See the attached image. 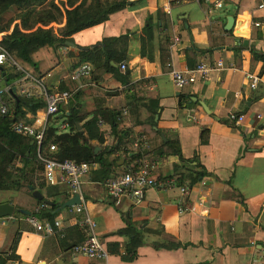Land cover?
<instances>
[{
  "label": "crops",
  "instance_id": "1",
  "mask_svg": "<svg viewBox=\"0 0 264 264\" xmlns=\"http://www.w3.org/2000/svg\"><path fill=\"white\" fill-rule=\"evenodd\" d=\"M148 16L154 25L150 61L139 57L140 30ZM227 17L235 22L228 32L224 31ZM123 34L128 37L124 62L128 84H122L112 73L94 71L89 64L78 63L77 48ZM70 39L72 47L65 45L56 51L47 46L39 48L32 54V65L17 61L19 67L33 77L47 76L46 89L54 92L73 89L75 84L67 75L82 64L88 65L90 73L80 81L83 87L70 97L63 111L70 108L85 121L104 111L117 113L126 109V115L117 122L118 128L131 141L129 150L139 153L137 161L152 164L155 178H165L177 164L175 156L157 155L164 137L177 140L180 159H194L198 171L208 176L185 196L176 188L149 189L140 204L132 206L123 200L114 208L102 183L90 180V172L98 168L94 164L82 180L84 211L80 214L71 207L61 208L70 198L64 183L50 185L41 178L32 190L42 200L58 206L51 222H58L59 228L52 236H45L26 223V216L13 212L10 218L0 219V254H8L13 247V264H264V69L261 72L262 63L249 53V48L264 53V0H223L220 9H208L198 0H142ZM234 47L238 49L232 51ZM202 60H219L222 68L176 90L171 72L193 68ZM117 71L124 73L119 68ZM245 74L259 77L255 89H248ZM154 104L158 108L153 116L156 127H150L148 120ZM228 113L243 115L242 123L233 127L226 119ZM46 118L38 110L28 117L27 124L42 130ZM96 118L97 130L104 140L102 146H109L113 136L105 116ZM80 127L81 123L77 124L76 130ZM201 129L207 131L204 145L199 143ZM58 130L65 132V124H58ZM155 130L161 133L157 135ZM140 136L145 139V147L137 151L131 145ZM124 167L127 164L116 173H122ZM15 199L17 203H4L28 213L38 202L31 194L17 193ZM179 204L193 210L178 214ZM123 213L143 229L148 243L169 240L190 246L173 251L143 246L137 249L133 262H121L117 256L108 255L105 246L123 244V238L113 235L123 227ZM86 214L94 223V234L107 254L106 260L70 254V248L84 240L80 221ZM38 219L48 221L46 214Z\"/></svg>",
  "mask_w": 264,
  "mask_h": 264
},
{
  "label": "trees",
  "instance_id": "2",
  "mask_svg": "<svg viewBox=\"0 0 264 264\" xmlns=\"http://www.w3.org/2000/svg\"><path fill=\"white\" fill-rule=\"evenodd\" d=\"M141 1L67 0L64 8H59L53 3V0H0V34L3 35L0 40V48L15 61L33 64L32 54L39 48L47 46L56 51L58 48L65 47L66 42H71L72 35L100 25L107 21L110 15ZM198 2L202 3V0H198ZM207 7L211 9L212 5L207 4ZM9 14L11 15L8 16ZM61 23L62 26L55 35L49 26ZM153 29L154 25L148 16L139 35V57H145L148 61L152 59ZM127 41V34H123L103 38L94 46L77 48L78 63H87L94 71L102 70V72L112 73L121 80L122 84H128L127 71L123 74H119L117 71L119 64L127 60L125 52ZM240 42L239 39L236 42L239 48L241 47ZM238 47L232 48V51H236ZM193 50L198 54L203 53L195 48ZM249 53L254 60L262 63V72L264 53L256 52L253 48H249ZM111 64L116 65L117 69ZM10 69L1 67L2 89H13L14 82L21 77L19 72ZM9 90L4 92L1 97L7 113L3 116L0 115V193L24 190L31 194L27 187L35 189V182L41 179L42 166L37 160V151L40 155L58 162L72 160L98 165L95 171L90 172V180L97 183H103L116 176V171L126 164L127 167H124L123 172L137 166L136 162L140 159V155L139 153L133 154L132 150H129L127 146L131 144V141L127 140L126 133L118 128L119 123L115 121L119 112L104 111L100 113V116L93 115L92 118L84 121L78 118L70 108L67 112L60 108L55 115L46 118L42 129V139L37 149L30 138L15 134L12 131V126L20 121L27 124L28 117L34 116L38 110H41L43 103L34 98L18 97L14 92L9 94ZM59 90L62 91V89ZM153 106L148 120L150 127H156L153 116L158 108L155 104ZM104 116L113 136V142L109 146H102L104 140L96 126L98 122L96 117ZM60 123L65 124V132L58 130ZM79 123H81V127L76 130V125ZM160 133V130H155V134ZM92 141H95V144H92ZM206 142L207 131L201 129L199 143L204 145ZM50 146L54 148L51 153L48 151ZM157 155L177 158V164L172 165L170 173L164 178L173 180L175 188L189 190L194 184L208 176L203 170L198 171L199 166L194 159H180L177 140H169L164 137ZM121 159L123 163L118 166L117 163ZM43 201L36 202V206H43L39 209L37 218L46 214L48 222L52 223V216L58 210V206L53 202L51 206H48ZM1 203L4 202L0 201ZM120 219L123 227L113 235L123 238L124 242L121 246L116 243H108L105 249L108 255L117 256L121 262H133L137 257V249L143 246H148L155 251H173L190 246V244H180L169 240L148 243L144 240L143 229L138 228L127 214H120ZM11 249L13 250V247ZM12 250L8 254H0V264H7L15 260Z\"/></svg>",
  "mask_w": 264,
  "mask_h": 264
},
{
  "label": "built area",
  "instance_id": "3",
  "mask_svg": "<svg viewBox=\"0 0 264 264\" xmlns=\"http://www.w3.org/2000/svg\"><path fill=\"white\" fill-rule=\"evenodd\" d=\"M206 5L211 4L213 9H220L222 6V0H202ZM262 6H258V9ZM257 27L258 24H252ZM2 35V34H0ZM3 36V35H2ZM1 36V37H2ZM0 67L12 68L15 72H19L21 77L15 81L13 86L16 96L21 98H34L43 103V114L48 117L55 115L58 109L66 106L70 97L83 85L80 81L89 75L91 68L82 64L75 68L67 79L75 84L74 88L66 91L56 90L54 92H48L44 83L45 77L39 76L33 77L24 72L17 61H15L10 55L0 48ZM119 70L124 72L126 65L124 62L118 66ZM222 68L221 61L209 63L207 61H199L194 68L184 69L183 71H172L171 82L176 90H180L187 85L193 84L197 77H203L212 70H219ZM244 79L247 82V87L250 90L256 88L259 77L253 74H245ZM10 88L0 89V115L3 116L7 113L4 102L1 100L2 94ZM238 96V92L234 93ZM127 113L126 109H121L119 114L115 117V121L119 122L123 116ZM259 117L256 116V119ZM227 121L233 126L238 127L244 116L241 114L228 113L226 116ZM12 131L15 134L28 137L34 142L37 149L42 139V130H36L30 125L23 122H16L12 126ZM134 150H142L145 147V139L143 136L137 138V140L131 145ZM49 153L54 151V148L50 146L48 148ZM37 160L42 166L41 178L47 184H55L56 181L64 183L68 187L70 198L74 195L78 196V205L71 207L75 214H80L84 211L83 198H82V180L88 175L94 164L89 162H75L72 160H64L58 162L53 159L46 158L44 155H40L37 151ZM137 166L134 169H128L125 172L117 174L116 176L107 179L102 183L107 198L111 201V206L116 208L119 204L125 200L132 206H136L144 199L146 190H169L173 189L174 183L171 179L155 178L152 171V164H141L136 162ZM178 189L180 195L185 196L188 190L185 188ZM43 206H36L30 212L29 216L25 217V221L30 225L35 232L41 233L45 236H52L54 231L59 228V223L53 221L52 223L46 220H39L37 218L38 211ZM192 207L179 204L177 205L178 214H184L191 212ZM81 227L84 229V240L70 248V254L72 256H83L88 259L106 260L107 254L94 234V223L87 216H83L80 221ZM7 264H13V261ZM254 264H259L258 262Z\"/></svg>",
  "mask_w": 264,
  "mask_h": 264
},
{
  "label": "water",
  "instance_id": "4",
  "mask_svg": "<svg viewBox=\"0 0 264 264\" xmlns=\"http://www.w3.org/2000/svg\"><path fill=\"white\" fill-rule=\"evenodd\" d=\"M234 23H235L234 22V18L227 17L226 18V23L224 25V31H226V32L230 31L231 28L233 27ZM242 44L245 45L246 44V41H242ZM65 45H68L70 47L73 46L69 42H66ZM0 71H1V67H0ZM8 92H9V94H13L14 89L9 90ZM198 104L201 106V108H202V110L204 112L208 113V111L206 110V108L204 107L203 104H201L200 102ZM122 161H123L122 159L119 160V162L117 163V165L120 166L122 164ZM27 190L31 192V196L34 199H36L37 201H41L42 200L41 196L37 192H35V191L32 190V187H27ZM43 203L45 205H48V206H51L52 205V203L51 202H48V201H43ZM78 204H79V202H78V196L77 195H74L71 198H69L67 201H65L62 204L61 208H70V207H73V206L78 205ZM13 212L20 213V214H22L24 216H29L30 215V213H28V212H26L24 210H20V209L14 210L13 207L11 205H9L8 203H1L0 204V219L10 218L12 216Z\"/></svg>",
  "mask_w": 264,
  "mask_h": 264
},
{
  "label": "rangeland",
  "instance_id": "5",
  "mask_svg": "<svg viewBox=\"0 0 264 264\" xmlns=\"http://www.w3.org/2000/svg\"><path fill=\"white\" fill-rule=\"evenodd\" d=\"M66 1L67 0H53V3L56 4L59 8H64V6L66 5ZM11 14H9L8 16H10ZM8 18V17H6ZM62 26L61 24H51L49 27L52 29V32L55 34L58 32L59 28ZM71 44H73L74 42L71 39V42H69ZM17 65H19V63L17 62ZM32 65V64H30ZM120 174V173H117ZM39 181V180H38ZM19 193V194H28V192L24 191V190H20L19 192H1L0 193V201L4 202V201H9L10 203H17L16 199H15V195ZM17 208V207H16ZM19 209V208H17ZM15 209V210H17ZM32 211V209L30 210V212ZM256 263V261H254L252 264Z\"/></svg>",
  "mask_w": 264,
  "mask_h": 264
}]
</instances>
